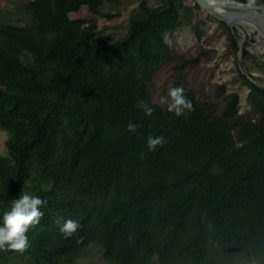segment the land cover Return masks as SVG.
Wrapping results in <instances>:
<instances>
[{
	"label": "trees",
	"instance_id": "1",
	"mask_svg": "<svg viewBox=\"0 0 264 264\" xmlns=\"http://www.w3.org/2000/svg\"><path fill=\"white\" fill-rule=\"evenodd\" d=\"M157 1L140 2L116 43L98 37V18L120 16L106 8L122 0H30L25 26L0 25V222L22 190L45 201L30 246L0 248V264H80L94 248L109 264H264V87L239 71L245 112L225 84L213 96L183 86L194 108L179 116L156 102L158 71L181 79L214 53L166 41L185 25L202 39L198 3ZM83 8L92 19L76 17ZM150 135L165 139L155 151ZM69 218L83 227L65 237Z\"/></svg>",
	"mask_w": 264,
	"mask_h": 264
},
{
	"label": "rangeland",
	"instance_id": "2",
	"mask_svg": "<svg viewBox=\"0 0 264 264\" xmlns=\"http://www.w3.org/2000/svg\"><path fill=\"white\" fill-rule=\"evenodd\" d=\"M30 0H1L0 25L15 24L25 26L29 22L28 2ZM142 0H122L119 7H108L106 12L121 11L120 16L114 18L99 17V29L97 35L111 43L122 39L130 26V18L134 11L138 10ZM153 6L157 0H147ZM248 3L247 0H237ZM185 3L195 5V0H186ZM256 5L259 4L258 0ZM77 18L92 19L90 11L83 8ZM197 19L203 31L202 39L196 35L192 25H185L172 34L166 35V41L170 47L187 55H198L204 51H214L203 56L199 64L194 68H188L184 76L179 79L173 67H165L155 76V84L151 93L156 102L165 103L168 91L174 86H187L204 89L209 95H215L217 85H227L229 92H238L241 96V112L249 109L248 95L250 90L241 83L239 71L257 79V83L264 87V39L257 30L249 27H234L238 31L239 50L231 47L229 31L220 24V19L214 17L205 8L197 10ZM248 45V51L252 56L244 58L242 48ZM239 62L237 63L236 57ZM31 60V58H29ZM27 59V61H29ZM9 134L0 128V154L7 156V141ZM18 264V263H12ZM20 264V263H19ZM80 264H109L94 248L90 255H84Z\"/></svg>",
	"mask_w": 264,
	"mask_h": 264
},
{
	"label": "clouds",
	"instance_id": "3",
	"mask_svg": "<svg viewBox=\"0 0 264 264\" xmlns=\"http://www.w3.org/2000/svg\"><path fill=\"white\" fill-rule=\"evenodd\" d=\"M166 102L167 110L177 116L194 108L193 100L185 94L183 86L171 87ZM137 107L141 108L147 115H151L154 111V108L144 100L138 101ZM139 126L137 122L133 121H129L127 125L132 132H135ZM164 142L165 139L162 135H150L147 147L155 151L157 146ZM44 203L45 201L41 196L33 195L25 190H22L18 197L12 199L10 209L4 211L2 222H0V248L25 250L30 246L27 232L30 225L40 222V218L44 215L40 206ZM82 227L80 221L69 218L63 223L60 231L65 237H71Z\"/></svg>",
	"mask_w": 264,
	"mask_h": 264
},
{
	"label": "water",
	"instance_id": "4",
	"mask_svg": "<svg viewBox=\"0 0 264 264\" xmlns=\"http://www.w3.org/2000/svg\"><path fill=\"white\" fill-rule=\"evenodd\" d=\"M201 7L205 8L214 17L228 24L231 28L236 27L228 20V16L251 20L255 24L260 37L264 39V5H252L237 0H195ZM221 10V11H220ZM224 14H221V12ZM239 27V26H237Z\"/></svg>",
	"mask_w": 264,
	"mask_h": 264
},
{
	"label": "bare ground",
	"instance_id": "5",
	"mask_svg": "<svg viewBox=\"0 0 264 264\" xmlns=\"http://www.w3.org/2000/svg\"><path fill=\"white\" fill-rule=\"evenodd\" d=\"M226 1L227 0H221V2H226ZM247 2L250 3V4H252V5H256L257 0H247ZM221 14H224V12L222 11ZM228 20L232 24H234L236 26L249 27V28H253L254 30H256L255 24L251 20H246V19L238 18L236 16H228Z\"/></svg>",
	"mask_w": 264,
	"mask_h": 264
}]
</instances>
